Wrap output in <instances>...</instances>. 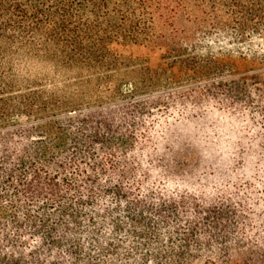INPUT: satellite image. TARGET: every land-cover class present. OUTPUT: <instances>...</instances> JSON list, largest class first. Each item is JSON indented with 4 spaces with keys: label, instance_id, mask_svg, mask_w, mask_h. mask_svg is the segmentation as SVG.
Returning <instances> with one entry per match:
<instances>
[{
    "label": "trees",
    "instance_id": "obj_1",
    "mask_svg": "<svg viewBox=\"0 0 264 264\" xmlns=\"http://www.w3.org/2000/svg\"><path fill=\"white\" fill-rule=\"evenodd\" d=\"M197 37L260 40L237 73L264 89V0H0V264H105L109 225L116 237L124 207L132 223L144 214L142 151L187 112L155 91L200 75L210 100L239 89L208 79L235 61L200 58ZM23 56L82 73L79 91L20 90L6 70ZM93 90L97 106L80 109ZM256 227L247 260L264 259Z\"/></svg>",
    "mask_w": 264,
    "mask_h": 264
},
{
    "label": "rangeland",
    "instance_id": "obj_2",
    "mask_svg": "<svg viewBox=\"0 0 264 264\" xmlns=\"http://www.w3.org/2000/svg\"><path fill=\"white\" fill-rule=\"evenodd\" d=\"M194 45L200 58L206 49L232 58V71L208 79L239 89L227 94L224 87L216 88L210 100L202 96L200 75L155 91L170 92L162 105L187 112L168 123L153 149L142 151L145 199L136 210L144 214L132 223L124 207L116 237L109 225L105 264H264L246 256L248 239L264 222V89L237 73L244 65L239 57L249 65L263 46L258 39L231 43L201 37ZM10 63L6 74L20 90L36 88L57 97L80 89L82 73L60 69L43 57H14ZM96 95L86 91L79 108H95ZM211 101L220 103L212 106Z\"/></svg>",
    "mask_w": 264,
    "mask_h": 264
}]
</instances>
